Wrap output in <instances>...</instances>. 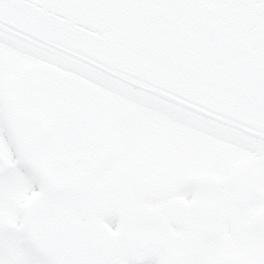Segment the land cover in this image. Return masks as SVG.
I'll list each match as a JSON object with an SVG mask.
<instances>
[{
    "label": "snow or ice",
    "instance_id": "6c2138e0",
    "mask_svg": "<svg viewBox=\"0 0 264 264\" xmlns=\"http://www.w3.org/2000/svg\"><path fill=\"white\" fill-rule=\"evenodd\" d=\"M0 264H264V0H0Z\"/></svg>",
    "mask_w": 264,
    "mask_h": 264
}]
</instances>
